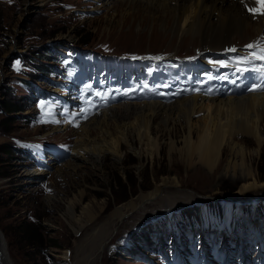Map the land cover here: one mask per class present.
Wrapping results in <instances>:
<instances>
[{"label":"rangeland","instance_id":"rangeland-1","mask_svg":"<svg viewBox=\"0 0 264 264\" xmlns=\"http://www.w3.org/2000/svg\"><path fill=\"white\" fill-rule=\"evenodd\" d=\"M115 1L0 0V110L6 102L25 109L12 118L9 132L3 128L7 114L0 111V174L8 173L7 177H0V228H3L2 238L11 264H178L170 258L172 255L173 261L181 262L179 253L170 250L169 234L158 241H137L135 237L145 227L139 231L140 228L152 220L151 224H155L167 219L164 214L167 210L176 211L178 215L175 227L180 218H185L186 230L182 236L187 249L202 244L204 237L206 249L201 258L194 254L196 258H193L197 259L194 264L206 261L210 264H264V147L258 149L252 136L246 137L248 143L242 153L224 149L212 171L199 160L196 152L191 160L189 152L181 146L173 159L169 157L167 146L159 156L142 159L124 146L120 163L106 156L100 163L90 158L88 162L75 161L76 169L69 167L77 157L72 147L81 134L80 127L95 117H103L104 111L128 105L144 107L154 102L170 106L200 95L162 93L156 88L159 74L154 75L141 66L138 72L143 76L136 72L135 78L140 77L138 82L146 81L145 88L138 90L130 82L132 87L122 84L120 94L116 90L110 98L111 91H106V87L94 95L92 87L97 88L100 82L106 83L114 75L119 78L121 73L116 67H108V72L102 75L98 67L85 65V61L83 69L54 61L55 66L63 69L57 73L65 83L57 85L45 78L33 79L30 101L28 97L25 99L23 89L14 90L15 80L29 78L22 73L27 66L21 70L11 68L13 55L31 54L43 47L55 48L58 54L54 57L71 50L82 54L84 60L89 59L86 55L90 52L81 51L80 47L122 56L160 53L187 60L198 56L196 51L201 47L195 43L196 39L183 41L171 33L170 25L154 23L141 10L133 11L136 9L125 5L119 11L111 10ZM252 23L256 24L254 20ZM263 38L264 27L260 34L250 28L231 43L240 49L249 48L248 45H255ZM69 61L78 62L75 57H70ZM208 62L209 59L201 56L199 62L188 69L198 70ZM137 63L146 67L149 62ZM125 66L128 69H124V74L132 73V67ZM205 81L212 80L207 76ZM117 84L113 82L111 86ZM239 88L249 91L239 87V83L234 85L231 79H222L212 89L219 91L218 96H224L237 94ZM42 94L46 98L40 102ZM102 98L107 99L106 102ZM237 140L242 141L243 137ZM4 144L30 147L41 164L24 162L15 151L3 154ZM63 145L68 148L62 149ZM132 162L135 164L129 166ZM174 179L178 185H173ZM164 180L169 183L166 191L145 202L138 200L160 188ZM253 185L256 186L249 187ZM243 186L251 189L242 191ZM231 189L235 191H229ZM123 199L128 200L122 202ZM134 201L138 203L137 210L118 222L116 216L113 217L116 209ZM219 203L220 208L215 206ZM248 205L255 211L251 215L243 210ZM200 206L208 223L203 232L197 229L194 212L189 211ZM210 207L215 209L213 213ZM260 209L262 211L258 212ZM248 221L254 225L249 227ZM208 225L211 227L207 228ZM229 225L237 226L238 235L221 231L223 226ZM39 238H44L45 252L42 247L39 250L35 247ZM137 245L141 253H136Z\"/></svg>","mask_w":264,"mask_h":264},{"label":"bare ground","instance_id":"bare-ground-1","mask_svg":"<svg viewBox=\"0 0 264 264\" xmlns=\"http://www.w3.org/2000/svg\"><path fill=\"white\" fill-rule=\"evenodd\" d=\"M124 5L136 9L133 11L146 12L154 23L166 27L170 25L171 33L183 38V41L196 39L195 43L201 47L196 55L204 52L229 54L234 45L232 39L250 28L260 34L264 27V16L258 18L249 14V10L254 9V0H118L111 10L117 11ZM253 20L256 24L252 23ZM102 114L103 117H95L80 127L81 134L72 147V153L77 157L69 167L76 169L75 161L88 162L90 158L100 163L106 156L120 163L124 146L140 159L145 156L155 158L167 146L169 157L173 159L181 146L189 152L191 160L196 152L199 160L212 171L220 162L224 149L242 153L247 146L248 136L254 138V145L258 149L264 147V93H255L243 99H217L200 95L179 100L170 106L155 102L144 107L119 106ZM198 116L201 117L196 118ZM91 135L98 137L91 139ZM240 136L243 137L242 141L237 140ZM177 182L174 179L173 185H178ZM168 186L169 183L164 180L160 188L138 200H151L166 191ZM246 188L248 186H243L242 191ZM137 205V201H134L120 207L113 217L116 216L118 222L124 220L129 213L137 210ZM200 210L201 206L189 210L191 214L194 212L193 217L199 227L208 224ZM165 212L166 217H162L167 219L155 224H151L152 220L140 228L139 231L145 227L142 232L136 233L137 241H158V238L164 239L171 229L176 228L177 213L170 210ZM172 236L170 250L179 253L178 258L183 264L195 262L192 253L186 250L182 233L174 232ZM5 246L0 234V264H5V261L11 264ZM204 264L210 263L207 261Z\"/></svg>","mask_w":264,"mask_h":264},{"label":"trees","instance_id":"trees-1","mask_svg":"<svg viewBox=\"0 0 264 264\" xmlns=\"http://www.w3.org/2000/svg\"><path fill=\"white\" fill-rule=\"evenodd\" d=\"M49 47L47 49V47H43V49L41 48L36 49V52H32L31 54H26L24 53L23 55L20 54H15L13 55L14 58H12L10 66L11 68H19V70L23 69L25 66H27L26 69L22 70V73L27 76L29 79H17L15 80V83H17L16 86H14V90L18 91V89H23V91L25 92V99H29V101L32 99L33 96V84H32V80L33 79H47L50 82H52L53 84H56L55 79V75H56V67L53 64V62L51 61L52 55H51V51H48ZM56 59V58H55ZM19 62V63H18ZM31 66H30V65ZM17 105V104H16ZM15 104L11 103V102H6L5 106H2L1 108V112H6L7 117H5L3 124L6 125V127H3L6 132L10 131V128L8 127V125L14 121V116L19 113V112H23L25 109H23L20 106H16ZM17 152L20 154L19 158L21 160H23L24 162L28 161L30 162V157L27 155V153L29 152V150L27 148L24 147H19V146H11L10 145H6L4 144L1 147V152L3 154H9L11 152L14 153ZM28 159V160H27ZM5 162L7 160L3 159ZM2 160V161H3ZM135 162H132L130 164H128L129 166L134 165ZM8 173L4 172L0 174V177H7ZM122 180V179H121ZM122 184V181H121ZM125 186V185H123ZM229 191H235V189H231ZM128 199H123L122 202L127 201ZM3 229V228H2ZM5 231V229H4ZM29 231V230H28ZM35 247H39L43 248V252H45L47 250V248H44V238H39V244H36Z\"/></svg>","mask_w":264,"mask_h":264},{"label":"snow or ice","instance_id":"snow-or-ice-1","mask_svg":"<svg viewBox=\"0 0 264 264\" xmlns=\"http://www.w3.org/2000/svg\"><path fill=\"white\" fill-rule=\"evenodd\" d=\"M258 2L261 4V9H262L260 14L264 15V0H258ZM252 11H253V14H255V10H252ZM248 47L252 48L254 46L248 45ZM232 51H235V49H232ZM261 52L264 53V48L261 49ZM253 55H254V58H256V59L264 60V55H260V56H255V54H253ZM222 66H224V65H222ZM253 90H259V89H253Z\"/></svg>","mask_w":264,"mask_h":264},{"label":"water","instance_id":"water-1","mask_svg":"<svg viewBox=\"0 0 264 264\" xmlns=\"http://www.w3.org/2000/svg\"><path fill=\"white\" fill-rule=\"evenodd\" d=\"M2 229L0 228V234L2 235L3 233H2V231H1ZM5 264H8V262L7 261H5Z\"/></svg>","mask_w":264,"mask_h":264}]
</instances>
